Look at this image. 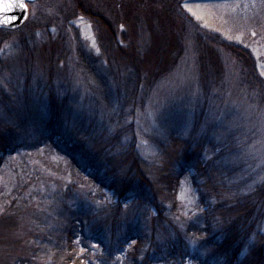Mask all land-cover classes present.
<instances>
[{
    "label": "trees",
    "instance_id": "1",
    "mask_svg": "<svg viewBox=\"0 0 264 264\" xmlns=\"http://www.w3.org/2000/svg\"><path fill=\"white\" fill-rule=\"evenodd\" d=\"M71 1L98 25L112 61L95 71L99 61L80 49L84 65L97 75V82H83L80 100L61 84L56 90L54 79L65 72L60 56L48 53L36 105L24 92L21 97L4 88L8 66L0 59V173L8 157L42 150L49 153L42 158L48 169L58 164L52 157L65 160L61 171L70 177L58 180L55 203H43L59 221L55 234L37 230L48 227L39 213L31 222L40 225L36 229L25 222L28 201H43L29 191L45 175L40 166H21L13 190L0 188V264H264V124L223 115L218 99L227 53L251 102L262 103L264 78L252 53L208 37L181 0ZM139 7L149 10L148 23L141 22L148 39L135 47L141 32L127 38L124 31L129 45L121 44L119 23L139 24ZM18 29L0 28V45ZM58 35L54 44L64 46L63 28ZM191 50L199 82L194 109L176 101L179 106L158 117L162 130L146 131L138 120L150 92ZM97 90L102 96L93 95ZM101 100L109 112H101ZM187 119L192 127L185 129ZM143 138L153 152L141 150ZM185 177L198 194L193 209L178 198Z\"/></svg>",
    "mask_w": 264,
    "mask_h": 264
},
{
    "label": "rangeland",
    "instance_id": "2",
    "mask_svg": "<svg viewBox=\"0 0 264 264\" xmlns=\"http://www.w3.org/2000/svg\"><path fill=\"white\" fill-rule=\"evenodd\" d=\"M126 1L128 2V0ZM180 5L186 14L199 23L208 37H213L215 34L220 36L222 40L239 45L252 53L257 63V69L261 77L264 78V0H181ZM137 9V18L140 23L130 25L127 21L120 22L117 29V40L126 46L129 45V42L123 37L124 31L127 38H131L133 32H141L139 37L135 36V47L143 46L145 44L144 39H148L147 37L143 38L144 35L147 36L148 34L143 33L144 29L141 22L146 21L148 23L149 15L147 12L149 10L142 7ZM133 14L136 15L135 12ZM25 24L27 27H23ZM35 25L40 26L34 27ZM18 28V30L10 33L9 37L0 45V59L8 66L1 80L6 90L11 91L12 94L17 92L21 97L25 96L24 92L33 100L29 99L32 104L38 105L41 100L40 96L42 95L38 92L40 86L45 85L47 79L48 53L55 51L60 56L58 67L65 72V75H57L54 79L56 90L61 88L57 87L61 84L80 100L86 93L83 82H97V75L84 65L80 49L86 50L84 53L87 58L89 54L99 61L95 64V71H105L107 69L105 61H112L110 54L101 44L98 25L89 18L78 14L71 0H42L29 3L27 18ZM62 28L64 29V36H66L64 46L72 55L66 52L64 46L54 44L60 38L58 34ZM46 44L49 47L46 48ZM69 45L71 50H69ZM223 57L226 69L223 90L218 97L224 102L223 115L228 113L233 114L234 117L242 115L240 119L244 120L245 124L251 123V119L255 120V124H264L262 117L264 115V100L259 106L255 102H251L250 97L244 91L245 88L242 85L236 61L227 53H223ZM196 61V54L193 50L190 51V54H184L183 59L179 61L177 71L150 92L146 104L147 108L140 114L138 120L144 127L147 126L146 131L162 130L159 126L161 121L158 117L164 109L167 110L173 105L179 106L176 101H183L185 105H182L191 110L194 109L193 103L198 96L199 87L195 73L197 68L194 65ZM64 79L69 86L63 82ZM94 84L96 85V83ZM93 95L100 97L102 93L97 90L96 94ZM101 105V112H109L103 100H101ZM238 123L235 121V124H232ZM183 126L185 129L191 128L190 119H187ZM142 136L145 137L144 134ZM146 138H143L141 150L143 149L144 152L148 153L153 152L155 148L148 143ZM48 155L45 151L36 150L34 152L21 151L8 157L0 173V188L6 192L13 190L18 181L16 175H20L19 168L21 166H24L27 171H33V167L40 166L45 175L29 191L38 192L39 195L43 196V201H33L32 199L28 201V205L26 204L24 209L30 212L28 213L30 215L25 219V222L28 223L29 228L36 229L40 225L31 224V222L34 220L33 213H39L40 220L44 224H48V227L43 225L42 229L37 228V230L55 234L54 231L55 229L58 230L59 221L57 217L52 216L51 218V212H47V205L45 206L43 203H55L59 187L58 180L70 179V177L61 171L66 164L65 160L59 162L60 160L52 157L58 164L56 169H48L43 160L44 158L47 160ZM85 183L88 184V181ZM179 186V200L185 207L195 208L198 203V194L189 177L182 179ZM22 199L24 198L22 197Z\"/></svg>",
    "mask_w": 264,
    "mask_h": 264
},
{
    "label": "water",
    "instance_id": "3",
    "mask_svg": "<svg viewBox=\"0 0 264 264\" xmlns=\"http://www.w3.org/2000/svg\"><path fill=\"white\" fill-rule=\"evenodd\" d=\"M31 1L34 0H0V27H19L27 18V3Z\"/></svg>",
    "mask_w": 264,
    "mask_h": 264
},
{
    "label": "snow or ice",
    "instance_id": "4",
    "mask_svg": "<svg viewBox=\"0 0 264 264\" xmlns=\"http://www.w3.org/2000/svg\"><path fill=\"white\" fill-rule=\"evenodd\" d=\"M20 6H21V7H24V5H22V4H21ZM6 7H7V5H6Z\"/></svg>",
    "mask_w": 264,
    "mask_h": 264
}]
</instances>
